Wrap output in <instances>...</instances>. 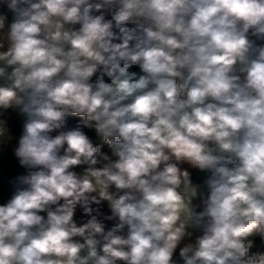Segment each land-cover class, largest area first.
<instances>
[{"label":"clouds","instance_id":"1","mask_svg":"<svg viewBox=\"0 0 264 264\" xmlns=\"http://www.w3.org/2000/svg\"><path fill=\"white\" fill-rule=\"evenodd\" d=\"M12 113L0 264H264V0H0Z\"/></svg>","mask_w":264,"mask_h":264},{"label":"trees","instance_id":"2","mask_svg":"<svg viewBox=\"0 0 264 264\" xmlns=\"http://www.w3.org/2000/svg\"><path fill=\"white\" fill-rule=\"evenodd\" d=\"M130 26H134V25H130ZM79 118H76V117H71L69 118V124L70 125H74L76 123V121L78 120ZM9 127L11 129V133L12 135L15 137V139L12 140L11 142V146H9L7 149L3 150V151H0V155L12 150V147H14L17 143V140L22 132V127L21 125L19 124L18 122V119L16 117V114L15 113H12L11 114V117L9 119ZM87 131V130H86ZM92 138L95 136V134L93 132H89L88 133ZM94 142V141H93ZM94 144H99L102 146V150L109 147L106 143H104L103 141H100V142H94ZM20 172L21 174H24L25 173V170L20 168ZM205 175H209L208 173H200L198 172L197 170H194L193 171V180L195 179H199ZM6 200H5V197L4 195L2 194V192H0V204L2 203H5ZM102 210L106 213V214H110V210L108 208V206L106 204L103 203V206H102ZM81 215L80 211L78 210L77 211V217H79ZM109 226H111L112 222H107Z\"/></svg>","mask_w":264,"mask_h":264},{"label":"crops","instance_id":"3","mask_svg":"<svg viewBox=\"0 0 264 264\" xmlns=\"http://www.w3.org/2000/svg\"><path fill=\"white\" fill-rule=\"evenodd\" d=\"M9 19H11V14H9ZM16 117L18 119L19 124L22 127V119L18 115H16ZM92 139L94 142L102 141L101 139L97 138L96 136H94ZM102 151L108 153L109 155L111 154V150L109 147L103 149ZM185 167H187V165H185ZM0 170L7 171L9 173L11 179H14L18 175H21L20 167L18 166L17 161L14 159V157L12 155V150L0 155ZM77 171H80V170L77 169ZM193 171L194 170H192V172ZM207 176L208 175H205V176H203L199 179H195L193 181L195 183L203 184V181L207 178ZM104 204L107 205V202H104Z\"/></svg>","mask_w":264,"mask_h":264},{"label":"built area","instance_id":"4","mask_svg":"<svg viewBox=\"0 0 264 264\" xmlns=\"http://www.w3.org/2000/svg\"><path fill=\"white\" fill-rule=\"evenodd\" d=\"M11 180L7 171L0 170V192H2L6 201L11 197L13 192V187L10 183Z\"/></svg>","mask_w":264,"mask_h":264}]
</instances>
